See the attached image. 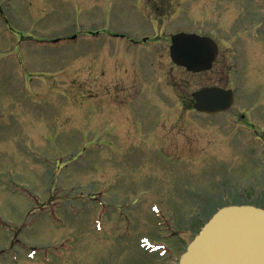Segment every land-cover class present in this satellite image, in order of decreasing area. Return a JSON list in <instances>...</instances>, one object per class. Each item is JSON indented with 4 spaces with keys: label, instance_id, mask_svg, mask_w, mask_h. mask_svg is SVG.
<instances>
[{
    "label": "rangeland",
    "instance_id": "rangeland-1",
    "mask_svg": "<svg viewBox=\"0 0 264 264\" xmlns=\"http://www.w3.org/2000/svg\"><path fill=\"white\" fill-rule=\"evenodd\" d=\"M181 33L225 66H175ZM208 87L236 96L220 115L175 104ZM246 203L264 207V0H0V264H178L216 209Z\"/></svg>",
    "mask_w": 264,
    "mask_h": 264
},
{
    "label": "water",
    "instance_id": "water-1",
    "mask_svg": "<svg viewBox=\"0 0 264 264\" xmlns=\"http://www.w3.org/2000/svg\"><path fill=\"white\" fill-rule=\"evenodd\" d=\"M171 57L188 70L210 69L218 47L208 37L181 33L172 37ZM194 107L215 114L226 110L234 94L204 88L193 94ZM178 264H264V209L231 205L219 209L190 242Z\"/></svg>",
    "mask_w": 264,
    "mask_h": 264
},
{
    "label": "flooded vegetation",
    "instance_id": "flooded-vegetation-1",
    "mask_svg": "<svg viewBox=\"0 0 264 264\" xmlns=\"http://www.w3.org/2000/svg\"><path fill=\"white\" fill-rule=\"evenodd\" d=\"M147 5V4H146ZM145 5V6H146ZM158 8V7H157ZM156 21V23H157V26H158V17H157V19L155 20ZM95 35H98L99 34V32H96V33H94ZM110 36L112 37V38H115V39H117V40H120V39H128L129 40V42H130V44H132L133 46H139V47H141L142 45H143V43H145V42H147V41H149V39L150 38H148V37H145V39L142 41V42H137V40L136 39H132V38H127L124 34H118V33H112V34H110ZM57 39V38H56ZM56 39H53L55 42H56ZM172 39V38H171ZM169 40L170 42H172V40ZM58 40H60V39H57V41ZM136 40V41H135ZM158 37H155L154 39H153V41H154V43L153 44H156V42L158 43ZM220 48V47H219ZM141 49H146L145 47H141ZM170 49H171V45H170ZM142 54H143V57H142V59H145L147 56H149L151 53L150 52H142ZM170 58H171V61L174 63V65L175 66H179L178 64H176L174 61H173V59H172V57H171V53H170ZM128 60V57H125L124 58V60H123V66L125 67V63H126V61ZM133 62H135L134 64H132L131 62H130V64L132 65V66H130V67H132V69L130 68V67H127L128 69H130V70H134V71H136V72H138V73H144L143 74V76L145 75V73L146 74H154V73H156V70H157V68H156V66L153 64V63H148V62H145V61H142V63H136V59H134L133 60ZM223 66H225L222 62H221V60H220V55L218 54V56H217V58L215 59V61L213 62V65H212V68L210 69V70H208V71H200V72H194V71H190V70H188V69H186L185 67H183V66H180V68H182L186 73H188V74H193V75H198V74H203V73H206V72H209V71H212L214 68H218V67H223ZM149 76V75H148ZM113 79V78H112ZM138 80H136L135 82H138V84L136 85V87H135V92H139V93H141V91H142V89H143V84L144 83H146L147 81L146 80H144V79H140V77L139 78H137ZM166 83H167V85L169 86V87H173L174 86V83H175V81H166ZM163 84H165V83H163V82H161V81H159L158 80V96H155V91H151L148 95L146 94V96H147V100H149L150 102H152V101H154V103L156 104L158 101H162L161 99H162V87H163ZM124 85V84H123ZM165 86V85H164ZM125 89V91L126 92H132L131 90H130V88H128L127 87V85H126V87L124 88ZM123 90V89H122ZM171 91H173V90H171ZM196 92V91H195ZM193 91L190 93V95L189 94H186V96L185 95H182L181 96V100H179L178 99V97H177V101H176V105H180L181 106V108H184L187 112H196V113H199V114H202V115H204L205 117H207V116H210V115H212V114H207V113H200V112H198V111H196L195 110V108H194V105H195V100H194V98H193ZM235 93V92H234ZM135 96H136V94H135ZM143 97H145V93L143 94ZM234 97L236 98V96L234 95ZM150 98L152 99V100H150ZM109 101V100H108ZM126 102H133L132 104H128V105H126V107L127 106H130L129 107V110H127L126 112H127V114H130L133 110L132 109H134L137 105H139V106H141L143 103H144V100L142 101V102H138L139 101V98L137 99V100H135V98H134V96L133 95H130V94H128L127 96H126V100H125ZM153 103V104H154ZM119 104V103H118ZM230 110V109H229ZM228 110V111H229ZM228 111H226V112H228ZM226 112H224V113H226ZM111 113H115L116 114V111L115 110H113V112H111ZM119 115H123V113H118ZM217 115H220V113H217V114H215V116H217ZM234 115H236V114H234ZM140 116V115H139ZM214 116V115H213ZM247 115L246 114H244L243 116H242V118L243 119H245V117H246ZM124 117H126L125 115H124ZM135 120L136 121H134L133 122V124L134 123H137V124H140V118H135ZM119 121V122H118ZM116 120V119H113V121L112 122H110L109 123V127H108V130H107V132H108V134H112V132H114V131H121L122 130V123H120V120ZM139 127V126H138ZM135 130H139V129H135ZM113 135V134H112ZM157 137H158V134H157ZM257 139H259V137H257ZM229 141H231L230 143H229V148H233V147H235V143H234V140L233 139H230ZM218 143H219V141H218ZM212 146H214V142H209L208 143V146H207V150H210L211 149V147ZM227 149H225L224 148V150H222V151H226Z\"/></svg>",
    "mask_w": 264,
    "mask_h": 264
}]
</instances>
